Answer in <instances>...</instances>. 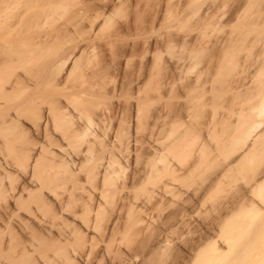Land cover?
Segmentation results:
<instances>
[{
	"label": "bare ground",
	"instance_id": "1",
	"mask_svg": "<svg viewBox=\"0 0 264 264\" xmlns=\"http://www.w3.org/2000/svg\"><path fill=\"white\" fill-rule=\"evenodd\" d=\"M88 1L0 0V264H264V1L195 0L146 81Z\"/></svg>",
	"mask_w": 264,
	"mask_h": 264
},
{
	"label": "rangeland",
	"instance_id": "2",
	"mask_svg": "<svg viewBox=\"0 0 264 264\" xmlns=\"http://www.w3.org/2000/svg\"><path fill=\"white\" fill-rule=\"evenodd\" d=\"M93 1H95V2H93ZM96 1H97V3H98V0H90V1H88V4H90L91 6H90V8L92 7V9L94 8V7H99V8H106L107 6H108V11H105V15H106V17H105V15L103 16V18L101 17V20L99 19L98 20V23H100L101 24V26H102V24L103 25H106L107 26V24H108V30L106 29V28H103L104 29V31H103V33H99V34H101V35H98V36H100V37H98V39H96V41L95 42H98L97 44H99V46H100V44H101V46H100V48L102 49L101 50V52H100V49H99V53H96V52H98L97 50L95 51V50H92L93 52H91V50L89 51L90 52V56L92 57L91 59L94 61V63H93V61H92V63L93 64H95V65H99L98 67H102L104 70L108 67L109 69H111V70H109V72L111 71L112 73L115 71V69H113L114 68V65L118 62V60L115 62L113 59L117 56H114L116 53L119 55H125L126 56V58L127 59H125L124 61H122V69H124V71H123V74H124V72L126 71L125 70V68L127 69V71H126V73L127 74H129L128 76H131V74H130V72L131 71H135V69L133 70V68H135V67H138V66H143L144 67V70L143 71H145V70H147V71H145V72H147L148 73V75L147 74H145V76H147V77H145L144 78V80L146 81V79H148L149 77L151 78V73L152 72H156V68L154 69H151L152 67H154L156 64H158L159 65V67L160 66H162V67H164V68H162V69H165L166 67H168V66H170V64H172V63H169V62H172V61H175L176 59H177V57H178V55L177 54H182L183 52H184V47L182 46L183 45V39L182 38H184V35H185V33H184V31L187 29V26H188V24L186 23L185 24V22L187 21V18H192V14H191V12H192V10H193V8L194 7H192L191 5L193 4V5H195L196 4V1H198V3L197 4H201V2H200V0H192V1H187V0H100L101 2H99L97 5H95L96 4ZM104 1H106L104 4V6L102 5V3L104 2ZM187 1V2H186ZM194 1V2H193ZM202 2H203V0H201ZM205 1V0H204ZM254 1V0H253ZM264 1V0H263ZM90 2V3H89ZM120 2V3H119ZM126 2H127V4H126ZM130 2V3H129ZM179 2H180V4H179ZM92 3H95L94 5H92ZM101 3V5L102 6H98L99 4ZM138 4V6H137V4ZM184 4L185 5V3L187 4V6H183V8L184 7H186V8H188V9H185L186 11L184 12V10H181V9H183V8H180V7H178V6H181V4ZM195 3V4H194ZM113 4V5H112ZM119 4V5H118ZM125 5V7L123 6V5ZM152 4V5H151ZM182 4V5H183ZM196 4V5H197ZM107 5V6H106ZM110 5V6H109ZM135 5V6H134ZM106 6V7H105ZM115 6V7H114ZM118 6V7H117ZM121 8H120V7ZM134 6V7H133ZM190 6V7H189ZM110 7V8H109ZM178 7V8H177ZM138 8V9H137ZM176 8V9H175ZM118 9V10H117ZM121 10V12H120V10ZM175 9V10H174ZM179 9V10H178ZM107 10V9H106ZM112 10V11H111ZM113 10H114V12H113ZM124 10V11H123ZM189 10V12H187ZM190 10H191V12H190ZM62 10H60V12H61ZM64 11V10H63ZM62 11V12H63ZM111 12V13H110ZM115 12H116V14H115ZM182 12V14H180ZM187 12V13H186ZM109 13V14H108ZM188 13H190V14H188ZM68 13L67 12H64V13H62V15H63V17L64 18H66V15H67ZM113 14V15H112ZM115 14V15H114ZM178 14V15H177ZM183 15V16H182ZM190 16V17H186V16ZM108 16V17H107ZM113 18H112V17ZM117 17V18H116ZM176 17V18H175ZM112 18V19H111ZM142 18V19H141ZM180 18H182V19H180ZM183 18H185V19H183ZM107 19V20H106ZM109 19H110V21H109ZM188 19V20H189ZM193 19V18H192ZM103 20V21H102ZM105 21H106V23H105ZM138 21V22H137ZM142 21V22H141ZM157 23H156V22ZM181 22L179 25H178V23L177 22ZM101 22H103V23H101ZM109 22H110V24L111 25H109ZM84 23L85 22H83V27L85 26L86 27V29L89 31V26H87V25H89V23L87 24V23H85V25H84ZM97 23V24H98ZM100 24H98V25H100ZM137 24V25H136ZM117 25V26H116ZM110 26V27H109ZM144 26V27H143ZM150 26V27H149ZM177 26H178V28H177ZM179 26H181V28L179 27ZM82 27V26H81ZM117 27V28H116ZM134 27H136V28H134ZM153 27V29H150V28H152ZM115 28H116V30H115ZM119 28V29H118ZM106 29V30H105ZM156 29V30H155ZM178 31H176V30ZM182 29V30H181ZM118 30H119V32H118ZM144 30H145V32H144ZM184 30V31H183ZM110 31V32H109ZM154 31V32H153ZM156 31V32H155ZM170 31V32H169ZM179 31H181V32H179ZM102 32V31H101ZM105 32H106V34H105ZM112 32V33H111ZM140 33V35H139V33ZM149 32H151V33H149ZM173 32V33H172ZM184 33V35H183V33ZM116 33L118 34V33H122V34H118L117 36H119V37H116ZM142 33V34H141ZM144 33V34H143ZM177 33V34H176ZM180 33V34H179ZM109 34H110V36H109ZM115 34V35H114ZM150 35V34H152V35H150L149 37H153L155 40H156V42H154L155 43V47L152 49L153 51H152V53H147V55L145 56V54H144V52H147L146 50L144 51L143 49H146V41L148 40L147 38H149L148 36H146V35ZM157 35V36H155V35ZM182 34V35H181ZM139 35V36H138ZM154 35V36H153ZM170 35H172V36H170ZM176 36V37H174V36ZM140 36H142V37H140ZM170 36V37H169ZM105 37V38H104ZM109 37V38H108ZM115 37V38H114ZM137 37H138V39H137ZM147 37V38H146ZM173 37L175 38V40H178V41H175L174 39H173ZM179 37H180V39H179ZM102 38H104V40H101ZM113 38V39H112ZM147 40H146V39ZM160 38V39H159ZM163 38V39H162ZM169 38H171V40H173V41H171V40H167V39H169ZM106 39V40H105ZM109 39V40H108ZM110 39L112 40V42H113V45H111V43L112 42H110ZM123 39V40H122ZM160 40L159 42H158V40ZM182 39V40H181ZM98 40V41H97ZM122 40V41H121ZM141 40H145L144 41V43H143V41L141 42ZM154 40V41H155ZM107 41H109L110 42V44L107 42ZM114 41H116V42H114ZM167 41V42H166ZM172 42L171 44H170V46H176L175 45V43L177 44V46L176 47H173V53L175 54V56H173L174 54L172 53V51H171V48H170V50H169V48H168V46H166L167 44H168V42ZM182 41V42H181ZM160 42H162V43H160ZM114 43H116V44H114ZM122 45H120V44ZM182 43V44H181ZM108 44V45H107ZM124 44V45H123ZM139 44V45H138ZM179 44V45H178ZM105 45H107V46H105ZM112 46V47H110V46ZM117 45V46H116ZM120 45V47H123L125 50L123 51V48H120V47H118ZM97 46V45H96ZM109 46V47H108ZM113 46H115V47H113ZM125 46V47H124ZM163 46V48H161ZM98 47V46H97ZM96 47V48H97ZM106 47V48H105ZM116 47L118 48V49H116ZM129 47V48H128ZM136 47V48H135ZM166 47V48H165ZM182 49H181V48ZM99 48V47H98ZM97 48V49H98ZM111 48H114V49H111ZM175 48V49H174ZM106 49V50H105ZM108 49V50H107ZM111 49V50H110ZM115 49H116V52H114L115 51ZM162 49H164V50H162ZM160 50V51H159ZM169 50V51H168ZM177 52H176V51ZM182 51V52H179L178 53V51ZM104 51V52H103ZM110 51H112V52H110ZM168 51V52H167ZM171 51V52H170ZM175 51V52H174ZM88 52V51H87ZM88 52V53H89ZM141 52V53H140ZM164 52V53H163ZM95 53V54H94ZM103 53V54H102ZM136 55H135V54ZM139 53H140V55H139ZM93 54V55H92ZM161 54V55H160ZM180 54V55H181ZM94 55H95V57L96 58H94ZM106 55V56H105ZM130 55V56H129ZM167 55L169 56V58L167 57ZM98 56V57H97ZM153 56V57H152ZM162 56V57H161ZM163 56H164V58H163ZM83 57H85L84 59H86V56L85 55H83ZM128 57L131 59H128ZM134 57V58H133ZM136 57H137V59H136ZM144 57V58H143ZM160 57V58H159ZM99 58V59H98ZM107 58V59H106ZM153 58V59H152ZM164 60H163V59ZM167 58V59H166ZM171 58H173V59H171ZM96 59H97V61H96ZM115 59H118V58H115ZM133 59V60H132ZM135 59V60H134ZM140 59H142L141 61H140ZM144 59H145V61H144ZM161 59V60H160ZM81 61L79 62V64L81 63L82 64V61H85V60H83V59H80ZM100 62H99V61ZM111 62H110V61ZM130 60V61H132V62H130L129 61V63H131V64H129L128 63V61ZM147 60V61H146ZM167 60V61H166ZM126 61V62H125ZM137 61V62H136ZM143 61V62H142ZM156 61V62H155ZM157 61H159V63L157 62ZM166 63H165V62ZM134 62V63H133ZM161 62V63H160ZM97 63H99V64H97ZM124 63V64H123ZM154 63H156L155 65H154ZM107 64V65H106ZM126 64H128V65H126ZM135 64V65H134ZM161 64V65H160ZM68 65H70V63L68 64ZM109 65H110V67H109ZM131 65H132V67H131ZM154 65V66H153ZM165 65H166V67H165ZM80 66H82V65H79V67ZM135 66V67H134ZM157 66V65H156ZM70 67H71V65H70ZM98 67H96V68H98ZM129 67V68H128ZM145 67H147V68H145ZM151 67V68H150ZM158 67V66H157ZM102 68H100V69H102ZM115 68H116V66H115ZM102 69V70H103ZM150 69H151V71H150ZM130 71V72H129ZM150 71V72H149ZM162 71H164V70H162ZM125 73V74H126ZM161 73H163V72H161ZM133 74H135V76H137L136 75V73L135 72H133ZM150 74V75H149ZM149 76V77H148ZM150 78H149V80H150ZM143 80V81H144ZM215 145L216 144H214L213 145V149H212V144L209 146V150H210V148L212 149V152H213V150H215L214 148H215ZM217 147V146H216ZM216 150H218L217 148H216ZM244 149H240L238 152H239V156H238V152L236 153L237 154V157H234L236 154H234V156H233V158H234V160L232 159V158H230L229 160H233V162H231L230 163V161H227V160H225V157L222 155V152H220V151H215V152H213L212 154L213 155H211V159L212 160H214V159H217V157H219V152L221 153V158H219V159H217V160H219V161H221V163H222V165L223 166H225V167H223V168H220V167H218L219 169H217V172H216V174L217 175H220L221 176V173L223 174V172H224V174L225 175H227V171H231L232 172V169H234V172H232L231 173V175H227V178H225L226 176L223 174V176H224V178H225V181L223 182V184L225 183L226 185H227V183H228V185L226 186L225 184H224V187H223V185H222V190L223 191H226L227 192V190H228V192L226 193V194H228L229 193V191L231 192L232 191V189H230L229 190V188L231 187V186H233V188L235 187V189L237 190L238 189V187H240V188H242V187H245L244 186V181L242 180V182H241V179H242V177H241V174H240V171H241V165L239 164L241 161H242V159H243V156H244V154H246V152H247V150H244ZM242 153H241V152ZM246 151V152H245ZM216 152H218V154L216 153ZM245 152V153H244ZM215 153V154H214ZM214 155H215V157L216 158H214ZM242 155V156H241ZM223 156V157H222ZM240 158V160H239V158ZM242 157V158H241ZM244 157H246V155L244 156ZM214 158V159H213ZM235 158L236 159H238L237 161L235 160ZM231 160V161H232ZM244 160H245V158H244ZM228 162V163H230V167H231V164H232V166H233V168L232 169H230V167L228 168V166L226 167V165H228V163H225V162ZM224 162V163H223ZM239 162V163H238ZM237 163V164H236ZM243 163V162H242ZM241 163V164H242ZM226 164V165H225ZM227 168H228V170H227ZM235 169H236V171H235ZM216 170V169H215ZM220 172H219V171ZM224 170V171H223ZM227 170V171H226ZM240 170V171H239ZM210 171V170H209ZM208 171V172H209ZM235 172H237L236 174H235ZM206 173H207V171H206ZM212 173H213V171H212ZM212 173H209V174H205V176L207 177L208 175L209 176H211V174ZM242 173V172H241ZM228 174H230V172L228 173ZM235 174V175H234ZM239 174H240V177H239ZM242 174H244V173H242ZM238 177H237V176ZM205 176H202L203 178L205 177ZM232 176V177H231ZM236 176L237 178H239V179H237L236 177V180L237 181H235V178L234 177ZM243 177H244V175H242ZM229 177V178H228ZM231 178V179H230ZM233 178V179H232ZM241 178V179H240ZM227 179H230V180H227ZM197 181L198 180H200V179H196ZM235 182H234V181ZM199 182V181H198ZM233 182V183H232ZM232 183V184H231ZM237 183V184H236ZM236 184V185H235ZM243 184V185H242ZM238 185V186H237ZM230 186V187H229ZM225 187H226V189H225ZM232 188V187H231ZM225 189V190H224ZM234 189V190H235ZM233 192V191H232ZM231 192V193H232ZM235 192H237V191H234L232 194H235ZM231 193H230V195H231ZM225 194V196H226V198L228 199V197H227V195ZM237 194V193H236ZM231 195L232 197H231V200L232 201H236V200H239L240 199V197H238L237 195ZM229 195V196H230ZM223 196V195H222ZM236 197V199L235 200H233L232 198L233 197ZM239 199H238V198ZM225 198V199H226ZM229 200V199H228ZM209 205V204H208ZM210 206V205H209ZM209 206H208V208H207V210L206 211H208V209H209ZM204 212V211H203ZM204 214H206V212H204L203 213V216H204ZM207 214H210V212L208 213L207 212ZM207 214L204 216V217H206L207 216ZM185 236V235H184ZM185 237H187V236H185ZM184 237V238H185ZM188 238L189 237H187L186 239L188 240ZM193 238V237H192ZM185 239V240H186ZM190 239V241H191V237L189 238Z\"/></svg>",
	"mask_w": 264,
	"mask_h": 264
}]
</instances>
